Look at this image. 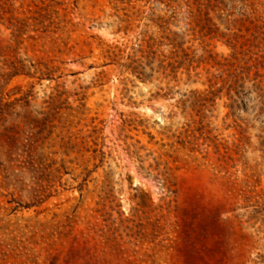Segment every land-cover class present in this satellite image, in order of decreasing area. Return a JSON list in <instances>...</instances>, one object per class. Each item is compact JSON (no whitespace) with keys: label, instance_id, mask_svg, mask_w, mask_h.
Here are the masks:
<instances>
[{"label":"rangeland","instance_id":"374dc122","mask_svg":"<svg viewBox=\"0 0 264 264\" xmlns=\"http://www.w3.org/2000/svg\"><path fill=\"white\" fill-rule=\"evenodd\" d=\"M0 264H264V0H0Z\"/></svg>","mask_w":264,"mask_h":264}]
</instances>
